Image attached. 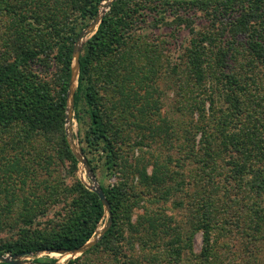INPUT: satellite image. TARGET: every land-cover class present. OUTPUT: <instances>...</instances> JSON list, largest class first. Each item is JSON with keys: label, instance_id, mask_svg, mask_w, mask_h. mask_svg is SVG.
<instances>
[{"label": "trees", "instance_id": "16d2710c", "mask_svg": "<svg viewBox=\"0 0 264 264\" xmlns=\"http://www.w3.org/2000/svg\"><path fill=\"white\" fill-rule=\"evenodd\" d=\"M103 1L0 0V16L7 19L0 36V254L81 247L104 218L98 193L77 175L79 160L66 133L74 45ZM163 28L190 37L181 57L185 68L172 66L178 80H193V119L183 128L191 145L176 160L141 151L147 132H159L153 115L160 104L154 100L150 107V89L170 62L148 31ZM260 64L264 72V0L114 1L83 46L74 96L79 144L91 169L118 178L106 183L98 177L112 223L91 248L60 264H82L99 251L140 264L126 253L134 234L151 249L144 253L148 264H185L187 254L195 264H236L235 253L224 256L236 243L220 241L229 231L241 234L249 250L240 264H264V100L250 94L248 83ZM130 114L135 120L129 125ZM130 126L137 134L133 143ZM125 145L137 156L125 155ZM187 158L198 165L186 180ZM192 182L198 190L190 194ZM177 193L190 197L172 200L176 210L189 213L186 219L164 207H144L132 222L146 195L151 204H166ZM233 194L236 200H228ZM198 231L203 244L194 253Z\"/></svg>", "mask_w": 264, "mask_h": 264}, {"label": "rangeland", "instance_id": "374dc122", "mask_svg": "<svg viewBox=\"0 0 264 264\" xmlns=\"http://www.w3.org/2000/svg\"><path fill=\"white\" fill-rule=\"evenodd\" d=\"M93 20L90 23H92ZM4 23H7L6 17L0 16V36L4 30V28H3ZM198 23L201 24L202 19L199 18ZM148 33H149L148 36L152 40L157 41L158 44L161 45V48L163 49V51L168 56L170 66L167 68L166 72L163 71L164 74H162L159 77V80L155 84L156 89L155 90L150 89L151 90V96H152V98L150 100L151 101L150 107L152 105V101H154V100H157V101L159 100L158 102L160 104L159 113L153 115V117L156 121V125L159 128V132L157 134H154V135H152V132H150V130H149V132H147L148 134H147V137L145 139V145L141 151H142V153L146 152L148 156L160 155V158L162 160L166 159L168 156H170L172 159L176 160L181 156V154H182V157L187 156V151L189 149V146L191 145V140H190V138L188 139V135H187V133L185 134V131L183 128L186 127L187 124H189V122L193 119V116L190 115V112H189L190 106H188L189 98L192 96V91H193V88L191 86V82H193V80L191 79L190 80L191 82H189L186 79V75H183L182 79L178 80L176 78L175 74L172 73V66L174 65L175 62L182 63V67L185 65V62L181 60V57L183 55H185V47L189 44L190 37H189V34L186 30H182L176 36H173L172 33L170 32V30H168L167 28H163L161 30L154 31V32L148 31ZM86 41H87V38H86ZM0 47H1V42H0ZM234 65L236 66L237 63ZM184 68L185 67H183L182 70ZM262 68H263V66L261 64L259 66L255 67V69H254V71H252V75H251V77H253V79L249 78V82H248L250 94L252 93V94L258 95V99L260 102H262L264 100V98L259 97V96L264 95V72H263ZM248 70H249V68H248ZM249 74L250 73H248V75ZM261 99H263V100H261ZM255 101H254V105L256 103H258L257 101L256 102ZM262 103L264 106V102H262ZM209 106H210V103L208 102L207 107L209 108ZM184 107H185V109H184ZM257 107H259V106H257ZM215 108L219 109V106H216ZM262 108L264 109V107H262ZM209 111H210V109H209ZM136 113H137V111H136ZM217 113L219 115L220 111L218 110ZM194 118L196 119L197 115L194 116ZM134 120H135V118L131 115L130 120L128 121L129 125L132 124V121H134ZM72 124H73L74 140L80 146V144H79V125H78V122H77L75 115H74V120H73ZM66 127H67V123H66ZM132 128H133V126H130L126 130V132H129V134L131 136V143L134 142V140L137 136V134L135 133V131ZM165 128H168V131H166ZM171 130H174L176 132L172 133ZM168 135H170V136H168ZM189 137H191V136H189ZM200 137H201V133H199L197 135L196 140L198 141L200 139ZM180 145L185 146V148H183V146H180ZM180 147H182V148H180ZM124 151H125V155H127L130 158L137 156L134 153V149L128 145L124 146ZM136 154H137V152H136ZM197 165H198V163L196 161H194V158H190V159L187 158L186 159V166L184 169V176L186 177V180L191 179V176L196 174ZM148 169H149V172H151L152 167L150 166ZM77 175L81 180L84 179L85 182L90 183V179H89L86 171L83 169L81 163L79 164V169H78ZM96 177H97L99 184H100V181H99L98 177L103 179L106 183H112V182H116L118 180L117 176L104 178L102 175H98V176L96 175ZM186 189L189 191L190 194H193L195 191L198 190V187L194 182H192L191 184H187ZM144 190H145L144 192L147 191L146 188ZM150 196L151 195H146L143 198L141 204L135 208V210L133 211V215H132V222H135L137 217L139 215H142V213H144V207H149L150 209H152V208L157 209L158 207L159 208L164 207L167 211V214L175 215L176 219H180L182 217H183V219H186L185 215H187V214L189 215V213L187 211L184 212V211H179V209L176 210L175 207H173V205H172V200H174V199L182 198L181 200L189 201L190 197L188 195L177 193L176 196H173L172 199L169 200L166 204H163V202L161 204H154V203L151 204V202H150L151 197ZM230 197L228 198V200L229 199L236 200L234 194H233V196H230ZM229 204H230V202H229ZM235 220H236V218H234L232 220V222H234L236 224ZM108 221H109V219L107 216L104 217L100 221L99 226L96 230L97 232L94 234V236L92 237L91 240H93L95 237H97L98 231H101L102 229H104V227L107 225ZM5 235H7V234H5ZM134 235L130 236L129 240L134 239L135 241L126 242L127 243L126 247L128 248V247L132 246L133 249L131 248V251H129L126 248L128 251L126 253L134 254L137 257V259L139 261H141L140 264H148V262L145 258L146 254H144V253L145 252L149 253L151 251V249H148V248L143 249L140 242L136 240L137 235L136 234H134ZM222 238L223 239L220 240L222 244L224 243V241H226L229 244L232 243L233 241L236 243V246L232 247L233 252H229L227 250H224V252H225L224 256L233 257L234 253H235V256H236L235 263L240 264L241 261L243 260V258L245 257V253L249 252L248 249H246L244 246L241 245L245 241L244 238L242 237V235L239 234L238 232L229 231ZM202 240H203L202 239V232L198 231L197 233H195V236L193 238V251H194V253H199V251L201 250V247L203 244ZM155 251L156 250H153V252H155ZM246 256H247V254H246ZM36 257L43 259V260H41V262H34V259ZM262 257H261V259H262ZM50 258H56L57 261L55 264H60V263H66L69 259H71L73 257L70 254L65 255V254H61L59 252L43 251L38 255L23 257V260L26 261V264H47V259H50ZM186 258H187L186 259L187 261L185 264H195L196 263V260L193 259L191 254H187ZM261 259H260V262L263 263L261 261ZM123 261H124L123 258H120L119 260H117L108 251H99V252H95L93 254H89L86 259L82 260V264H124Z\"/></svg>", "mask_w": 264, "mask_h": 264}, {"label": "water", "instance_id": "95a60500", "mask_svg": "<svg viewBox=\"0 0 264 264\" xmlns=\"http://www.w3.org/2000/svg\"><path fill=\"white\" fill-rule=\"evenodd\" d=\"M116 0H104L102 3H100L99 7L100 10L98 12V15L95 17L92 23H90L85 29H83L80 34L78 35V38L75 42L74 45V60L72 64V76L70 79V87L68 91V104H67V112H66V133L71 145V148L76 155L77 159L79 160V164H82L83 169L86 171L90 183L85 182L84 179L83 181L86 183V185L91 189L94 190L96 193H98L100 199L102 200L104 207H105V215L104 217H108L109 221L107 225L102 229L101 231H98L97 237H95L93 240H89L87 243L82 245L81 247L72 249V250H41V251H36L32 253L31 255H24V254H0V262H10L14 264H26V261L23 260V257L26 256H33V255H38L43 251L47 252H59L61 254H70L73 258L80 256L83 254L85 251H87L89 248H91L94 244H96L104 235L106 230L110 227L112 223V212H111V205L106 198V195L104 193V190L100 186L97 177L93 170L91 169L89 162L87 158L85 157L82 148L76 143L73 137V120H74V96L76 93V89L78 86V77L80 74V54L82 52V48L87 40L95 34V32L98 29V26L102 20V16L105 14V12L110 8L112 3ZM97 232V231H96Z\"/></svg>", "mask_w": 264, "mask_h": 264}]
</instances>
